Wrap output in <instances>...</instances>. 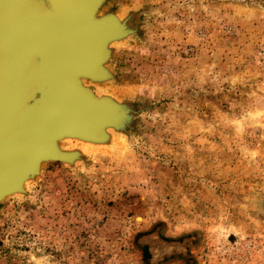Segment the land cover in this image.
I'll list each match as a JSON object with an SVG mask.
<instances>
[{"label": "rangeland", "instance_id": "rangeland-1", "mask_svg": "<svg viewBox=\"0 0 264 264\" xmlns=\"http://www.w3.org/2000/svg\"><path fill=\"white\" fill-rule=\"evenodd\" d=\"M105 15L126 34L88 89L120 125L58 140L74 157L0 201V264H264V0H103Z\"/></svg>", "mask_w": 264, "mask_h": 264}, {"label": "bare ground", "instance_id": "bare-ground-1", "mask_svg": "<svg viewBox=\"0 0 264 264\" xmlns=\"http://www.w3.org/2000/svg\"><path fill=\"white\" fill-rule=\"evenodd\" d=\"M63 1L55 0V16L26 0H10L9 12L5 5L0 10V201L56 158L58 140L93 142L111 129L107 105L88 87L108 75L104 60L117 35L107 34V21L96 25L92 0L72 11ZM34 82L45 97L31 111L26 104Z\"/></svg>", "mask_w": 264, "mask_h": 264}, {"label": "water", "instance_id": "water-1", "mask_svg": "<svg viewBox=\"0 0 264 264\" xmlns=\"http://www.w3.org/2000/svg\"><path fill=\"white\" fill-rule=\"evenodd\" d=\"M60 1L62 2L63 0H60ZM80 1L81 0H66L67 4H69L68 6H70V11L74 10L77 6H79ZM26 2L28 3V6L39 7L41 13H43L44 15H54L55 16V14H57V8H55V0H26ZM92 2H94V8H93L94 13L93 14L96 15V12L98 11L103 0H92ZM4 5H5L6 10H8V12H9L8 7H9V5L11 6L10 0H0V10L3 9ZM95 19H96L95 23L97 26H100L105 21H107L108 24L111 23V25H112L111 31L107 33V34H109V36H110V34H111V36L117 35L116 38L119 39L124 34H126L125 26L121 22L117 21L113 15H105V16H101V17L96 16ZM38 53H39V51L36 52V55H38ZM38 61H39V56H38L37 64H36V61L34 63V67H35L36 72L39 69V67L37 68ZM102 76L103 75L99 74L95 77V79H101ZM40 83L34 82V84L32 85V88L30 91L31 93H29L30 95H29V98H28V101L26 104L28 106V108H27L28 110L32 111L33 109L40 107V105L42 104L41 101H43L45 95H44V90H42V92H40V90H39L40 89L39 88ZM100 102H101L100 104H106L108 107L107 118H106L107 119V126H109L110 128H116L117 126H119L121 118L124 115V112H123L124 109L122 108V106H120L119 104H116L114 101H112L110 98H107V97H102L100 99ZM99 134L101 137L99 139L93 141V142H102L106 138V134L100 133V132H99ZM55 153L57 156L54 159V161L64 162V161H69L74 157V154H72L70 152H62L59 149Z\"/></svg>", "mask_w": 264, "mask_h": 264}]
</instances>
